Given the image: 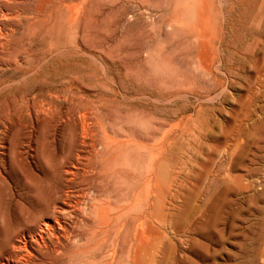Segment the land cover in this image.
I'll return each mask as SVG.
<instances>
[{"label":"rangeland","instance_id":"374dc122","mask_svg":"<svg viewBox=\"0 0 264 264\" xmlns=\"http://www.w3.org/2000/svg\"><path fill=\"white\" fill-rule=\"evenodd\" d=\"M7 1L0 263L12 254L14 264H134L142 215L137 264H253L255 209H264V0H213L211 29L198 18L202 0L187 24L188 0ZM47 218L63 226L47 247L33 241L37 259L12 258Z\"/></svg>","mask_w":264,"mask_h":264},{"label":"bare ground","instance_id":"6f19581e","mask_svg":"<svg viewBox=\"0 0 264 264\" xmlns=\"http://www.w3.org/2000/svg\"><path fill=\"white\" fill-rule=\"evenodd\" d=\"M6 1V0H5ZM9 1V0H8ZM7 1V2H8ZM10 1H12V0H10ZM203 1H204V3L206 4V8H204V9H206V10H204V11H206L205 12V14H201L200 13V11H197V12H199L200 14H198L199 15V17L198 18H200V20L201 19H203V20H205L204 22L206 23V25H207V29H211V24H214V22L212 23V19H213V8H212V1L213 0H202V2L201 3H203ZM13 2H15L14 0H13ZM72 2V1H71ZM78 2V1H77ZM41 3V2H40ZM81 3H82V1H81ZM192 3H194V0H188L187 1V3H184V5H182V9H181V12H180V17H181V19H182V21H183V23L184 22H186L185 24H187V19L195 12V11H193L194 10V5L192 4ZM200 3V4H201ZM203 3V4H204ZM10 4H12L11 2H10ZM17 4V5H16ZM21 4H23V3H21ZM76 4V3H75ZM199 4V5H200ZM73 5V4H72ZM80 5V4H79ZM11 6V5H10ZM15 6H18V3L17 2H15ZM22 6V5H21ZM67 6V5H66ZM181 6V5H180ZM179 6V7H180ZM13 8H17V7H14V5L12 6ZM12 7H11V10H12ZM67 8H69L68 6H67ZM1 9V8H0ZM19 10H20V7L18 8ZM17 9V10H18ZM54 9H55V7H54ZM75 9V8H74ZM78 9V8H77ZM81 9V8H80ZM16 10V11H17ZM18 10V11H19ZM22 10V9H21ZM20 10V11H21ZM84 10V9H83ZM179 10V9H178ZM8 11H9V9H8ZM15 11V10H14ZM69 12H70V10H68ZM78 10H75L74 12V14L72 15L73 17H75V15L76 14H78V12H77ZM81 11V10H80ZM79 11V12H80ZM192 11H193V13H192ZM201 11H202V9H201ZM23 12V11H22ZM21 12V13H22ZM83 12V11H82ZM82 12H80L81 14H82ZM12 13V12H11ZM10 13V11H9V15L11 14ZM15 13V12H14ZM14 13H12V14H14ZM41 13V12H40ZM40 13L37 15V16H39V18H40V16H42L43 15V13H42V15H40ZM73 13V12H72ZM6 13H4L3 12V15H5ZM16 14V13H15ZM71 14V13H70ZM2 15V16H3ZM9 15H6V16H8L9 18H10V16ZM17 15V14H16ZM15 15V16H16ZM1 16V17H2ZM14 16V15H13ZM12 15H11V17H13ZM18 16V15H17ZM50 16V15H49ZM71 16V17H72ZM1 17H0V19H1ZM23 17V16H22ZM192 17V16H191ZM5 18V17H4ZM8 18V19H9ZM21 17L19 16L18 17V20L20 19ZM34 18H36V17H34ZM39 18H38V20H39ZM42 18H45V17H43L42 16ZM76 18V17H75ZM75 18H73L74 20H75ZM193 18H194V16H193ZM12 19H14V18H12ZM12 19H11V21H12ZM15 19H16V17H15ZM29 20V22H30V20L31 19H33V18H28ZM37 19V18H36ZM179 18L177 17V20H178ZM4 20H7V19H4ZM10 20V19H9ZM17 20V19H16ZM193 20V19H192ZM2 21V20H1ZM14 21V23L13 24H15V22H16V24L15 25H17L16 27H19V26H21L20 25V23H21V20H19L20 21V23H19V25H18V23H17V21H15V20H13ZM28 21L26 22V24L28 23ZM36 21V20H35ZM71 21L72 22H74L72 19H71ZM181 21V20H180ZM181 21V22H182ZM190 20H188V22H189ZM202 21V20H201ZM200 21V24L202 23ZM180 22V23H181ZM203 22V23H204ZM2 23V22H1ZM11 22H8L7 23V25L8 26H10L9 24H10ZM11 23V26L13 25ZM30 23H32V20H31V22ZM30 23H29V25H30ZM3 24V23H2ZM15 25H13L14 26V28H15ZM198 25V24H197ZM31 26V25H30ZM191 26H193V24H191ZM199 26V25H198ZM201 26V25H200ZM203 26H205V24H203ZM203 26L201 27V28H203ZM26 27H28L27 25H26ZM25 27V28H26ZM7 28V27H6ZM6 28H5V30H6ZM13 27H9L8 28V30L10 29H12ZM21 30H22V27L20 28ZM206 29V28H205ZM15 30H18L19 31V29L18 28H16ZM20 30V31H21ZM7 31V30H6ZM12 32H13V29L11 30ZM207 31V30H206ZM15 32H17V31H15ZM14 32V33H15ZM8 33V32H7ZM14 33H11L12 35L14 34ZM8 34H6V36H7ZM3 37H5V35L3 36ZM10 37H11V35H10ZM1 40H2V38H1ZM5 40H6V38H5ZM9 40V39H8ZM6 42V41H5ZM0 46L2 47V45L0 44ZM207 48V47H206ZM216 53V52H215ZM69 65V64H68ZM198 65V64H197ZM217 70V69H216ZM84 114V113H83ZM88 122V121H87ZM81 123V122H80ZM82 127H84V126H82ZM86 134V133H85ZM109 137V136H108ZM109 139H110V137H109ZM110 140H113V139H110ZM116 141V140H115ZM86 143V142H85ZM111 144H119V143H116V142H111ZM83 146H84V143H83ZM91 147V146H90ZM92 148V147H91ZM91 148H90V150H91ZM87 152V151H86ZM80 159V158H79ZM84 159V158H83ZM156 160V157L154 158V161ZM161 161V160H160ZM156 162V161H155ZM158 163V162H157ZM153 167H154V170L153 171H155V173H153L152 175H155V179H156V181L160 178V176H162V175H164V173H165V167L163 166V164H159V165H156V166H154L153 165ZM173 168V167H172ZM88 171V170H87ZM65 172V171H64ZM67 172V171H66ZM65 172V173H66ZM70 172V171H69ZM74 172V171H73ZM64 173V174H65ZM75 173V172H74ZM70 174V173H69ZM76 174V173H75ZM68 176V175H67ZM72 176H74V175H72ZM77 176V175H76ZM151 176V175H150ZM153 177V176H152ZM170 177V176H169ZM70 178V177H69ZM151 179V178H150ZM72 181V180H71ZM152 181V180H151ZM168 182V181H167ZM212 182V181H211ZM69 183V182H68ZM70 185V184H69ZM156 184H148V186H147V188L149 189L148 190V193L150 192V193H154V195H155V193H156V186H155ZM67 195V194H66ZM85 195V194H84ZM150 195V194H149ZM264 194H262V196H263ZM73 196V195H72ZM77 196V195H76ZM83 196V195H82ZM260 196V195H259ZM258 196V197H259ZM69 197V196H68ZM263 198V197H262ZM260 199V197H259V200H261V201H263V199ZM84 199V198H83ZM148 201H150V200H148ZM60 202V201H59ZM152 202H153V200H152ZM256 202V201H255ZM151 204V203H150ZM256 204V203H255ZM259 204V203H258ZM86 205V204H85ZM62 206V205H61ZM67 206V205H66ZM70 206H71V203H70ZM81 206V205H80ZM149 207V206H148ZM259 206L257 205V208H258ZM71 208H72V206H71ZM74 208V207H73ZM72 208V209H73ZM81 208V207H80ZM254 208H256L255 206H254ZM56 209V208H55ZM151 209V208H150ZM64 210V209H63ZM65 210H67V209H65ZM64 210V211H65ZM74 210H75V208H74ZM77 211H80V210H78V209H76ZM256 210V214L258 215H256L255 214V216H257V220H258V224H259V227H260V234H259V236H258V238H257V248H259L258 250H256V251H258V252H256V254H254L253 255V264L255 263V264H264V233H263V231L261 230V229H263L264 227H263V225H264V209H263V207H261V208H258V209H255ZM254 210V211H255ZM71 211H73V210H71ZM145 211H147V210H145ZM152 211V210H151ZM55 212V211H54ZM58 212H59V210H58ZM148 212V211H147ZM150 212V211H149ZM149 212H148V214H149ZM65 213V212H64ZM67 213H69V212H67ZM65 214V215H68V214ZM81 213V212H80ZM83 213V212H82ZM255 213V212H254ZM57 214V213H56ZM60 214H63L62 212H60ZM52 215V214H51ZM55 215V214H54ZM64 215V216H65ZM83 215V214H82ZM60 216V215H59ZM118 216V215H117ZM140 217H138L137 218V223H134V225H135V227H133V236H132V240H133V262H134V264H137V259H138V257L140 256V254H141V252H142V250H143V248H144V243H145V240H146V235H145V231H144V229H143V222H142V220L143 219H141V217H142V215H139ZM150 216V215H149ZM48 217V216H47ZM102 218H101V224H100V226H105V227H108V223H107V218L105 217V215L103 214L102 216H101ZM104 217H105V219H104ZM132 217V216H131ZM148 217V216H147ZM151 217H152V215H151ZM55 218H57V216L55 217ZM63 218V217H62ZM66 218V217H65ZM64 218V219H65ZM134 218V217H133ZM43 219H45V218H43ZM61 219V218H60ZM114 219V218H113ZM148 219V218H147ZM150 220H151V218H149ZM166 219V218H165ZM126 220H128V219H126ZM125 220V221H126ZM145 220V219H144ZM147 221V220H146ZM62 222V221H61ZM113 222V221H112ZM122 222H124V221H122ZM152 222V221H151ZM58 223H59V219H52V218H47L44 222H43V224H41V225H43L42 227H40L39 228V233L37 234V235H35L36 237H33V238H31V239H22L23 241H17L16 243H15V247H13V252H11V253H14V255L12 256V258H14V257H16V260L18 261V259H21V258H17L18 256L20 257V256H22V257H26L25 259H27V258H29V257H31L32 256V258H34L35 257V255L33 254V252L35 251L34 249H33V247H32V244H33V241L35 242L34 244H35V246L37 247V248H40V247H45L46 245L45 244H47V243H49L51 240L49 239V231H50V234H51V231L52 232H58V230H59V228H60V226H61V224L60 225H58ZM173 223V222H172ZM256 223V222H255ZM112 224V223H111ZM120 224H122V223H120ZM147 224V223H146ZM40 224H39V226H41ZM123 225V224H122ZM63 226V225H62ZM61 226V227H62ZM110 226V225H109ZM66 227V226H65ZM64 228V227H63ZM62 228V229H63ZM61 229V230H62ZM66 229V228H65ZM259 229V228H258ZM256 230V229H255ZM102 231V230H101ZM25 232V231H24ZM63 233V232H62ZM71 233V232H70ZM24 234V233H23ZM35 234V233H34ZM68 234V233H67ZM72 234V233H71ZM32 235V234H31ZM52 235H54V234H52ZM59 235H60V233H59ZM61 235H63V234H61ZM64 236H66V235H64ZM68 236V235H67ZM66 236V237H67ZM73 236H75V235H73ZM20 237V236H19ZM25 237V236H24ZM54 237V236H53ZM53 237H51V238H53ZM59 237V236H58ZM77 237V236H76ZM70 238V237H69ZM74 238V237H73ZM131 238V237H130ZM55 239V238H54ZM57 239V238H56ZM67 239H68V237H67ZM66 239V240H67ZM77 239V238H76ZM72 239H70V241H71ZM74 241H76V240H74ZM46 242V243H45ZM53 242V241H52ZM61 242H62V240H61ZM66 242V241H65ZM65 242H63V243H65ZM68 243H69V241H68ZM68 243H67V245H68ZM72 243H73V241H72ZM75 243V242H74ZM50 244V243H49ZM59 244H60V241H59ZM62 244V243H61ZM14 245V244H13ZM71 245V244H70ZM259 245V246H258ZM60 246V245H59ZM62 246H63V244H62ZM64 246H66V245H64ZM47 247V246H46ZM256 247V246H255ZM49 248H51L50 246H49ZM54 248V247H53ZM57 248V247H56ZM59 249V248H58ZM61 249V248H60ZM46 250V249H45ZM48 250V249H47ZM54 250H55V248H54ZM66 250V249H65ZM68 250V249H67ZM37 251V250H36ZM52 251V250H51ZM51 251L49 252V254L51 253ZM42 252V251H41ZM46 252V251H45ZM56 253V252H55ZM12 255V254H11ZM10 255V256H11ZM9 256V255H8ZM10 256H9V259H10ZM34 256V257H33ZM51 256V255H50ZM56 256H57V254H56ZM112 256H113V254H112ZM36 257H37V255H36ZM35 257V259H37ZM54 257V256H53ZM52 257V258H53ZM232 257V256H231ZM7 258V257H6ZM11 258V259H12ZM8 259V258H7ZM4 260V261H2L0 264H14V263H12V262H14L13 260ZM31 259V258H30ZM29 259V260H30ZM1 260V259H0ZM15 260V261H16ZM28 260V259H27ZM32 260V259H31ZM51 260V259H50ZM59 260V259H58ZM57 260V261H58ZM22 261H24V260H22ZM22 261H20V262H22ZM43 261H45V260H43ZM47 261V260H46ZM55 261V260H54ZM30 262V261H29ZM39 262H41V260L39 261ZM244 262V261H243ZM243 262H241V264L243 263ZM53 263V262H52ZM110 263V262H109ZM245 263V262H244ZM43 264V263H42ZM57 264V263H56ZM246 264V263H245Z\"/></svg>","mask_w":264,"mask_h":264}]
</instances>
